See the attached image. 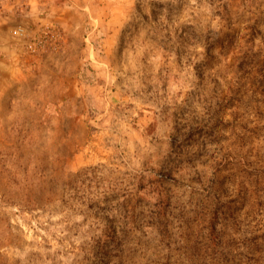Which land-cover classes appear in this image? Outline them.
I'll return each mask as SVG.
<instances>
[{"label": "rangeland", "instance_id": "1", "mask_svg": "<svg viewBox=\"0 0 264 264\" xmlns=\"http://www.w3.org/2000/svg\"><path fill=\"white\" fill-rule=\"evenodd\" d=\"M0 264H264V0H0Z\"/></svg>", "mask_w": 264, "mask_h": 264}]
</instances>
